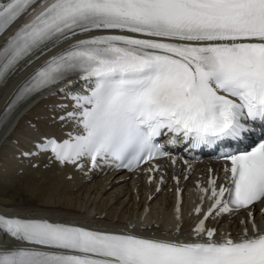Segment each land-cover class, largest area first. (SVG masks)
<instances>
[{
  "label": "snow or ice",
  "instance_id": "obj_1",
  "mask_svg": "<svg viewBox=\"0 0 264 264\" xmlns=\"http://www.w3.org/2000/svg\"><path fill=\"white\" fill-rule=\"evenodd\" d=\"M42 96L60 139L42 133L20 158L143 171L175 204L107 228L0 208V264H264V0H0V130ZM206 151L224 183L212 168L195 181L186 221ZM241 213L236 237L220 230Z\"/></svg>",
  "mask_w": 264,
  "mask_h": 264
},
{
  "label": "bare ground",
  "instance_id": "obj_2",
  "mask_svg": "<svg viewBox=\"0 0 264 264\" xmlns=\"http://www.w3.org/2000/svg\"><path fill=\"white\" fill-rule=\"evenodd\" d=\"M48 97H40L33 103L16 114L11 122L0 132V162L2 181L0 191L5 194L7 191L15 195L27 196V202L23 204L0 198V208H7L9 211L18 210L28 205H35L44 210H59L54 214L66 216L69 219L98 222L107 226L125 225L130 221L135 222L137 218L147 213V220L156 218H170L173 212L174 194L169 189L173 186L169 182L161 193H157L155 199L149 200L147 189L148 184L143 180L120 181L122 175H107L96 178L94 182L85 183L80 177L67 180L65 173L56 168L27 169L19 176L16 172V164L10 156L11 142L18 140V145L23 146L27 141V135H33L34 130L28 125L34 122L38 129H49L47 122ZM40 118V119H39ZM29 120V121H27ZM8 140V142H7ZM212 164V163H211ZM214 166V164H213ZM215 167V166H214ZM176 170H178L176 168ZM179 171V170H178ZM203 172L201 165L194 167L192 180L185 185V201L181 212L185 220H189L192 209L200 202V193L193 191L194 177ZM13 179L8 178L12 177ZM199 177H197L198 179ZM74 188H77L74 190ZM188 189L191 190L188 193ZM154 191L151 189L150 193ZM2 194V193H1ZM0 194V195H1ZM13 195V194H12ZM14 196V195H13ZM242 215L234 217L229 223L225 217L219 225L220 230L227 229L231 233L239 232L241 225L239 219ZM256 220L259 224L260 214L256 213ZM188 230V225L185 226Z\"/></svg>",
  "mask_w": 264,
  "mask_h": 264
},
{
  "label": "rangeland",
  "instance_id": "obj_3",
  "mask_svg": "<svg viewBox=\"0 0 264 264\" xmlns=\"http://www.w3.org/2000/svg\"><path fill=\"white\" fill-rule=\"evenodd\" d=\"M1 164H2V162H0V169H1ZM3 170L4 169H2L1 171H0V182L2 181V178H1V176H2V172H3ZM2 193V194H1ZM0 198L1 197H4L5 196V194H3V192H1L0 191ZM14 196H13V195ZM4 195V196H3ZM17 196V197H16ZM6 197H8V196H5L4 198L7 200V199H10V200H12V201H16V200H18V198L20 197V195H15L14 194V192H12L11 194H10V197H8V198H6ZM27 196H21L20 198H19V200L18 201H16L17 203H21V204H23L24 202H27L28 201V198H26Z\"/></svg>",
  "mask_w": 264,
  "mask_h": 264
}]
</instances>
